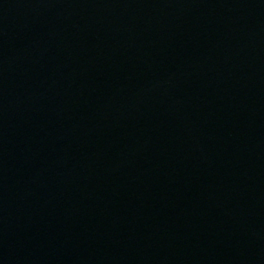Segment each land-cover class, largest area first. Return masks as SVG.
<instances>
[{"label":"water","instance_id":"water-1","mask_svg":"<svg viewBox=\"0 0 264 264\" xmlns=\"http://www.w3.org/2000/svg\"><path fill=\"white\" fill-rule=\"evenodd\" d=\"M0 264H264V0H0Z\"/></svg>","mask_w":264,"mask_h":264}]
</instances>
